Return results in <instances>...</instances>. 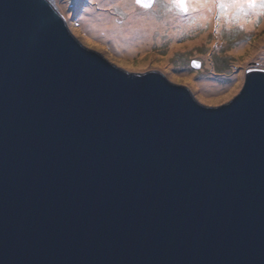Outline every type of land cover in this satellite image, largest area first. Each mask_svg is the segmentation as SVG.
<instances>
[{
	"label": "water",
	"instance_id": "obj_1",
	"mask_svg": "<svg viewBox=\"0 0 264 264\" xmlns=\"http://www.w3.org/2000/svg\"><path fill=\"white\" fill-rule=\"evenodd\" d=\"M168 78L0 0V264H264V69L225 105Z\"/></svg>",
	"mask_w": 264,
	"mask_h": 264
},
{
	"label": "rangeland",
	"instance_id": "obj_2",
	"mask_svg": "<svg viewBox=\"0 0 264 264\" xmlns=\"http://www.w3.org/2000/svg\"><path fill=\"white\" fill-rule=\"evenodd\" d=\"M226 1L223 0L225 4L223 9L220 7L221 0L214 1L209 19L202 20L195 14L186 16V24L180 30L178 39L181 47L173 53H170L173 38L170 36V30L166 29L163 33L160 30L156 32L159 36L162 34L160 43L159 36L155 35V40L149 49L139 51L138 54L121 52L114 45L107 44L101 35L76 29H82L80 23L89 10L86 8L89 3L91 6L95 3V6L99 7L98 1L58 0L56 4L84 46L108 57L111 64L130 73L156 71L168 74L169 81L193 86L204 105H225L243 89L247 71L264 69V7H261L264 0H253V6H247V0H240L238 7L231 12L227 10ZM99 10L114 15L119 23L128 18L134 10L139 14L147 10L148 13L151 12L160 18L175 12L184 15L187 13L174 0H156V4L151 8L144 7L135 0H112L110 8H99ZM251 21L254 27L247 28ZM204 35L206 37L203 39L195 40ZM244 46H246L245 52L233 54L235 50L243 49ZM254 50L256 52L252 53ZM166 58H169V67L163 63ZM206 58H210V65H207ZM195 62H200L201 67L195 68L193 66ZM174 71L178 74H174ZM188 72L196 79L203 75L214 74L222 87L227 88L236 82L237 89L225 99L212 101L210 98L216 95H208L209 99H207L196 89L189 76H184ZM237 76L240 77V81H236ZM230 92V90L225 91L223 94L228 95Z\"/></svg>",
	"mask_w": 264,
	"mask_h": 264
},
{
	"label": "bare ground",
	"instance_id": "obj_3",
	"mask_svg": "<svg viewBox=\"0 0 264 264\" xmlns=\"http://www.w3.org/2000/svg\"><path fill=\"white\" fill-rule=\"evenodd\" d=\"M99 2V7L95 6V3L91 6L90 3L86 8H89L84 14L85 17L82 19V29L83 32L93 33L96 35H101L107 44L110 43L114 45L117 50L129 54H138L139 51L148 50L150 45L155 40L156 32L160 30L163 33L166 29L170 30V36L173 38V43L170 48V53H173L176 49L181 46L178 44V39L180 30L184 28L186 24V16L198 15L200 19H209L210 11L212 9V4L215 0H209V2H196V0H188L187 3V13H170L164 18L154 16L151 12L148 13L145 10L142 14L137 13V11H132L128 18L124 19L119 23L116 17L109 14L106 11L99 10V8H110L112 0H95ZM125 1V0H124ZM133 1V0H131ZM228 3L227 10L229 12L233 11L238 7L236 0H227ZM112 6V5H111ZM64 9L66 7H63ZM249 24V23H248ZM254 27L253 21L250 22L247 28ZM158 29V30H157ZM206 35L195 40L203 39ZM162 39V34L159 36V43ZM217 36L215 37V40ZM190 43H194L190 41ZM246 46L243 49L239 48L235 50L233 54L245 52ZM255 49V48H254ZM256 50L252 51L255 53ZM210 58H206L207 65L211 63ZM164 65L169 67V58L164 59ZM173 69V68H169ZM174 74H178L174 71ZM184 76H189V80L195 84L196 89H198L207 99L208 95H216L210 98L212 101H217L219 99H225L237 89V83L226 87H222L217 79V76L210 74L209 76L203 75L199 79L190 76L189 72L185 73ZM183 75V74H182ZM236 81H240V77H236ZM234 83V82H233ZM231 91L228 95L223 94L225 91ZM227 94V93H226ZM225 95V96H223Z\"/></svg>",
	"mask_w": 264,
	"mask_h": 264
},
{
	"label": "snow or ice",
	"instance_id": "obj_4",
	"mask_svg": "<svg viewBox=\"0 0 264 264\" xmlns=\"http://www.w3.org/2000/svg\"><path fill=\"white\" fill-rule=\"evenodd\" d=\"M143 0H137V3H142ZM175 3L178 4L179 7L183 8L184 10H187L186 5L188 3V0H174ZM196 2H209V0H196ZM237 3L240 2V0H236ZM247 6H253V0H247ZM220 7L223 9L225 7V4L223 3V0L220 2ZM261 7H264V4L261 5Z\"/></svg>",
	"mask_w": 264,
	"mask_h": 264
},
{
	"label": "clouds",
	"instance_id": "obj_5",
	"mask_svg": "<svg viewBox=\"0 0 264 264\" xmlns=\"http://www.w3.org/2000/svg\"><path fill=\"white\" fill-rule=\"evenodd\" d=\"M135 1H136V0H135ZM155 4H156V0H155V3H154V5H155ZM154 5H153V6H154Z\"/></svg>",
	"mask_w": 264,
	"mask_h": 264
},
{
	"label": "flooded vegetation",
	"instance_id": "obj_6",
	"mask_svg": "<svg viewBox=\"0 0 264 264\" xmlns=\"http://www.w3.org/2000/svg\"><path fill=\"white\" fill-rule=\"evenodd\" d=\"M58 0H54V2L56 3Z\"/></svg>",
	"mask_w": 264,
	"mask_h": 264
}]
</instances>
